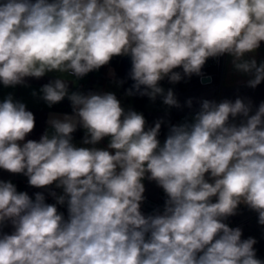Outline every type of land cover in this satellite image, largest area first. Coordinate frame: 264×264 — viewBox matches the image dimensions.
Segmentation results:
<instances>
[{
  "label": "clouds",
  "instance_id": "9594fccd",
  "mask_svg": "<svg viewBox=\"0 0 264 264\" xmlns=\"http://www.w3.org/2000/svg\"><path fill=\"white\" fill-rule=\"evenodd\" d=\"M261 42L264 0H0V83L57 72L41 98L52 107L67 97L72 107L71 115H50L38 141L24 142L33 112L11 94L0 101V169L35 188L55 182L63 195H50L68 211L65 219L43 193L33 199L0 180V264H264L256 240L224 222L244 204L264 225V102L250 115V99H201L161 144L162 120L146 128L144 115L126 111L115 93L70 92L63 78L79 80L127 56L134 83L126 95L180 108L160 81L203 77L209 58L227 54L255 89L264 62L245 57ZM185 104L191 109L193 98ZM78 126L91 147L72 142ZM105 137L114 154L95 147ZM146 174L167 196L163 211L147 216Z\"/></svg>",
  "mask_w": 264,
  "mask_h": 264
},
{
  "label": "crops",
  "instance_id": "0c3cea01",
  "mask_svg": "<svg viewBox=\"0 0 264 264\" xmlns=\"http://www.w3.org/2000/svg\"><path fill=\"white\" fill-rule=\"evenodd\" d=\"M246 59L255 58L257 63L264 62V42H261V46L254 53H249L245 57ZM232 57L225 54L222 57L221 64L219 65V74L216 81L209 82L206 84H198L193 80H186V88H179L177 84H172L169 81H160V86L167 91L171 88L177 99L179 100L181 107H168L162 102V98L157 96L155 101L149 99L145 96V101L143 108L140 109L134 105L133 96L126 95L127 88L124 84L119 85L118 81L120 79L116 76L115 70L113 68L111 78L108 75V67L112 66L107 65L105 72L104 67H101L99 70L93 71L88 76L77 80L75 77H72L69 73L63 74V78L68 79L69 81V91H79L87 94L88 92L85 89L81 88L79 85L84 83L93 89L91 91L95 92H113L116 94L117 98L121 101L122 107L127 111L129 108L140 112L144 115L146 119V128L154 127L157 120H162L161 130L158 136L161 144L167 137L169 127L171 125L179 124L184 122V120L191 119L192 115L199 109V100L209 99L220 102L223 99L235 100L237 97L252 101V112L254 114L256 108L261 102H264V81L261 82L255 89L247 87V81L251 78L247 74H243L234 70L231 63ZM58 77H61L60 73L51 72L47 73L45 76L37 79L28 77L25 79V84L16 85L14 87H5L0 83V101H3L9 94H11L14 100L23 102L26 104L27 109L33 112L35 116V127L34 130L25 137L27 140H39L40 137L44 134L46 130L49 129L47 123L50 115L63 116L64 114H72L71 102L67 97L61 102L49 107L45 101L41 98L42 93L40 92L41 87L48 83L51 80H54ZM117 87V88H116ZM104 88V89H103ZM33 92L36 95H33ZM188 98H193V107L190 109L186 106L185 101ZM243 117H236L232 122L239 124ZM85 135V131L82 127H77V130L72 134L73 143L77 147H91V145H84L82 143ZM108 137L102 139L95 147L111 150V153L114 154V150L108 149L109 144ZM23 143V142H21ZM147 175L142 180V183L145 187V192L143 193L144 197L154 199L158 196L159 191L162 189L157 185L155 181L149 180ZM206 179H209V175L206 174ZM0 180L12 182L18 192H27L31 198H35V193L41 192L44 195L51 192H56V194L63 195V189L57 188L55 182L53 185L48 186L47 188H35L28 184V178L23 174H13L3 169H0ZM211 182V179H209ZM54 198V197H53ZM55 203L56 199L54 198ZM215 202V198H213ZM59 212L64 214L67 213V204L59 205ZM229 227L236 228L239 227L242 230V239H247L252 237L256 240L254 245L255 250H264V225L258 223V214L249 209L246 205L241 204L238 206L237 214L231 217H228L225 221ZM14 231L10 222H6L3 232L11 234Z\"/></svg>",
  "mask_w": 264,
  "mask_h": 264
},
{
  "label": "built area",
  "instance_id": "2783aa9c",
  "mask_svg": "<svg viewBox=\"0 0 264 264\" xmlns=\"http://www.w3.org/2000/svg\"><path fill=\"white\" fill-rule=\"evenodd\" d=\"M222 57L223 56L218 57V58H209L207 60L205 66L202 70L204 73L203 77H198V76L193 75L191 78L186 77L185 80H193L195 83H198V84H206V83H202V80L204 78H207V79H209V82H213V77L209 72L206 71V67H208L209 65H211L215 62L220 65L221 61H222ZM177 71H182V69H177ZM92 72L88 73L86 76H88ZM79 86L82 87V84H80ZM44 196H45V202L46 203L56 204L53 196H51L50 193H47ZM166 199H167V196L164 193L163 189H161L158 193V196L154 199L144 197V200L141 203V209L140 210L145 216L154 214L157 211L162 212L163 207H164V202ZM56 206H57V204H56ZM57 209L59 210L58 206H57ZM63 216L65 219H67L68 214L64 213ZM256 255H257V258L264 260V250H256Z\"/></svg>",
  "mask_w": 264,
  "mask_h": 264
},
{
  "label": "trees",
  "instance_id": "16d2710c",
  "mask_svg": "<svg viewBox=\"0 0 264 264\" xmlns=\"http://www.w3.org/2000/svg\"><path fill=\"white\" fill-rule=\"evenodd\" d=\"M120 58H121V57H113L109 64L112 65V67L114 68L115 73H116V76H117L120 80H123V81H124V79H123V78L121 77V75L119 74V69H118V63H119V59H120ZM176 71H177V69H176ZM206 71L209 72V73L212 75V77H213V81H216L217 78H218V74H219V64L215 62V63L209 65L208 67H206ZM185 79H186V78H185ZM185 79H183V80H181L180 82L176 83L177 86H178L179 88H186V86H188V85H186V82H187V81H186ZM162 81H168V79L165 78V79L162 80ZM123 84H124V86H125L127 89H129V88L127 87L125 81H124ZM81 88L85 89V91H91V90H93V89L89 86V84L85 85L84 83H82V87H81ZM94 92H95V91H94ZM144 101H145V96H140L139 94H135V95H133V102H134V105H135L136 107L142 109V108H143Z\"/></svg>",
  "mask_w": 264,
  "mask_h": 264
},
{
  "label": "water",
  "instance_id": "95a60500",
  "mask_svg": "<svg viewBox=\"0 0 264 264\" xmlns=\"http://www.w3.org/2000/svg\"><path fill=\"white\" fill-rule=\"evenodd\" d=\"M107 65H105L104 67V72H105V69H106ZM131 68V61H130V57H121L119 59V63H118V69H119V74L121 75V77L124 79L127 87L130 89L134 83V81H132L129 77H128V72ZM209 82V79L207 78H204L202 80V83H208ZM143 90V86H142V89ZM138 94V93H137ZM111 152V150H110Z\"/></svg>",
  "mask_w": 264,
  "mask_h": 264
},
{
  "label": "rangeland",
  "instance_id": "374dc122",
  "mask_svg": "<svg viewBox=\"0 0 264 264\" xmlns=\"http://www.w3.org/2000/svg\"><path fill=\"white\" fill-rule=\"evenodd\" d=\"M112 70H113L112 66L108 67V75H109L110 78H111L110 72L112 73ZM116 88H117V87H116ZM103 89H104V88H103Z\"/></svg>",
  "mask_w": 264,
  "mask_h": 264
}]
</instances>
